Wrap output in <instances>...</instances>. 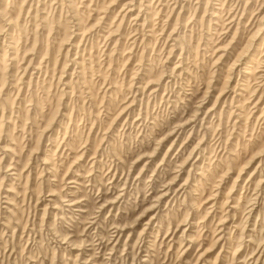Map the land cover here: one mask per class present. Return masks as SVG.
<instances>
[{
    "label": "rangeland",
    "instance_id": "rangeland-1",
    "mask_svg": "<svg viewBox=\"0 0 264 264\" xmlns=\"http://www.w3.org/2000/svg\"><path fill=\"white\" fill-rule=\"evenodd\" d=\"M258 69L264 0H0V264H264Z\"/></svg>",
    "mask_w": 264,
    "mask_h": 264
},
{
    "label": "bare ground",
    "instance_id": "bare-ground-1",
    "mask_svg": "<svg viewBox=\"0 0 264 264\" xmlns=\"http://www.w3.org/2000/svg\"><path fill=\"white\" fill-rule=\"evenodd\" d=\"M219 1V0H218ZM237 1V0H236ZM241 1V0H240ZM231 2V1H230ZM174 3V2H173ZM233 3V2H232ZM231 3V4H232ZM236 4V3H235ZM237 5V4H236ZM234 6V5H233ZM216 8V7H215ZM221 9V8H220ZM216 9H213V11H215ZM129 11H131V9H129ZM219 11V10H218ZM213 12V15H211V20H213L214 21V16H220V12ZM235 13V12H234ZM238 13V12H237ZM235 15V14H234ZM234 15L232 16L233 18H234ZM237 15V14H236ZM123 16H125V15H123ZM231 17V18H232ZM138 18V17H137ZM135 20V19H134ZM217 21H220V18H217ZM11 22V21H10ZM146 22V21H145ZM234 22V19H232L231 21H229V24H232ZM12 23V22H11ZM7 24H10L9 22L7 23ZM121 25V24H120ZM140 26V25H139ZM225 26V25H224ZM226 27V26H225ZM257 28H259V27H257ZM261 30V29H260ZM258 33V32H257ZM257 35V34H256ZM259 35V34H258ZM263 46V45H262ZM262 48V47H261ZM258 51V50H257ZM246 52V51H245ZM260 56V55H259ZM253 60H254V58H253ZM252 60V61H253ZM235 63H237V62H235ZM255 63V62H254ZM235 65V64H234ZM261 65V64H260ZM237 66V65H236ZM248 66V65H247ZM264 71V69H258L257 71H253V70H244V78H249V77H254V76H256V75H258L259 74V72H261V71ZM175 71V70H174ZM172 73V72H171ZM263 73V72H262ZM175 75V74H174ZM226 76V75H225ZM260 76H262V75H260ZM263 76H264V74H263ZM262 76V77H263ZM240 78V77H239ZM263 80V79H262ZM259 81H261V80H259ZM245 82V81H244ZM241 83V82H240ZM263 83V82H262ZM240 86V85H239ZM255 86V85H254ZM256 87V86H255ZM258 87V86H257ZM256 87V88H257ZM245 88V87H244ZM255 88V89H256ZM155 90V89H154ZM257 91H261V90H258V89H256ZM254 91V90H253ZM208 92V91H207ZM255 92V91H254ZM258 92V93H259ZM257 93V94H258ZM253 94H255V93H253ZM263 94H264V92H262L261 94H260V97L258 98V100L256 99V101L254 102V106H255V109L261 104V102H262V96H263ZM220 96V95H219ZM253 96V95H252ZM243 97V96H242ZM250 100V99H249ZM253 101V100H252ZM232 102V101H231ZM248 102V101H247ZM132 103V102H131ZM263 107V106H262ZM212 108V107H211ZM213 108H215V107H213ZM212 110V109H211ZM257 110V109H256ZM263 110H264V108H263ZM254 111V110H253ZM252 111V112H253ZM242 112V111H241ZM264 111H262V113H263ZM209 113V112H208ZM232 113V112H231ZM242 114V113H241ZM250 114H251V112H250ZM238 117V116H237ZM250 117V116H249ZM263 118H264V116H263ZM263 118H261V120L263 119ZM194 121V120H193ZM263 121V120H262ZM146 122V121H145ZM237 123V122H236ZM235 123V124H236ZM256 123H257V121H256ZM260 123H261V121H260ZM259 123V124H260ZM263 123V122H262ZM240 126V125H239ZM241 127V126H240ZM171 148V147H170ZM170 150V149H169ZM168 150V151H169ZM191 155V154H190ZM199 156V155H198ZM263 162V161H262ZM194 164V163H193ZM260 164V163H259ZM194 166V165H193ZM192 168V167H191ZM257 169L255 168V170H254V172H252V176L253 177H255L254 176V174L257 172L258 173V171H256ZM259 170H260V168H259ZM189 174V173H188ZM259 175V174H258ZM189 176V175H188ZM240 176V175H239ZM260 176H261V174H260ZM250 178H251V176H250ZM236 185V184H235ZM258 186V185H257ZM186 187V186H185ZM184 187V188H185ZM258 188H260V187H258ZM122 191V190H121ZM175 192H177V191H175ZM257 192V191H256ZM260 192V191H259ZM165 194V193H164ZM167 194V193H166ZM259 194V193H258ZM163 195V194H162ZM120 196V195H119ZM168 196V195H167ZM163 197V196H162ZM120 198V197H119ZM117 200V199H116ZM63 202V201H62ZM76 201H69V204L67 205L66 204V206H68V207H71V206H73L74 204H76L75 203ZM78 203V202H77ZM63 204V203H62ZM55 208H57V207H55ZM65 210H67V209H65ZM189 215V214H188ZM185 225V224H184ZM118 227V226H117ZM114 228V227H113ZM116 228V227H115ZM117 229V228H116ZM119 229V228H118ZM124 229L121 227V230L120 231H123ZM118 233V232H117ZM222 237H220V239H221ZM190 246V245H189ZM188 249H189V247H188ZM259 250V249H258ZM184 252V251H183Z\"/></svg>",
    "mask_w": 264,
    "mask_h": 264
}]
</instances>
